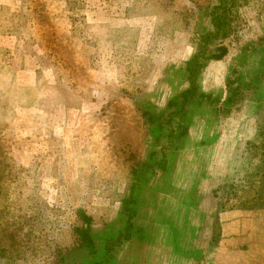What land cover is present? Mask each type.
Here are the masks:
<instances>
[{
  "label": "rangeland",
  "instance_id": "374dc122",
  "mask_svg": "<svg viewBox=\"0 0 264 264\" xmlns=\"http://www.w3.org/2000/svg\"><path fill=\"white\" fill-rule=\"evenodd\" d=\"M261 125L264 0H0V264H264Z\"/></svg>",
  "mask_w": 264,
  "mask_h": 264
},
{
  "label": "trees",
  "instance_id": "16d2710c",
  "mask_svg": "<svg viewBox=\"0 0 264 264\" xmlns=\"http://www.w3.org/2000/svg\"><path fill=\"white\" fill-rule=\"evenodd\" d=\"M215 25H217V26H215V32H219L221 30V29H219V25L218 24H215ZM208 37H210V36H208ZM56 108H58V107H56ZM65 109H67V108H65ZM48 114H50V112H48L47 114H45L44 117L47 118V115ZM255 136H256V139L259 140V143H257V141H253V142L250 143L251 146H252V152H250L251 153L250 156L252 158L254 157V155L256 156V158L258 160L259 170H260L261 168L263 169V167H264V151H260V152L257 151V152H255L254 150H255V144L260 145V147L262 149L264 148V144L261 142V139L264 138V125H261V126H259V128H257V131H256ZM254 171H255V173L258 172L256 168L254 169ZM261 174H262V172H261ZM223 194L225 195V193H223Z\"/></svg>",
  "mask_w": 264,
  "mask_h": 264
}]
</instances>
